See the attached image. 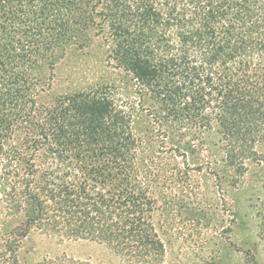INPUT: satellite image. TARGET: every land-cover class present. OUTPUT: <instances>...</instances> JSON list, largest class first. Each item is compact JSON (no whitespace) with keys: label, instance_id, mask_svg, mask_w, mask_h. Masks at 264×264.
<instances>
[{"label":"trees","instance_id":"16d2710c","mask_svg":"<svg viewBox=\"0 0 264 264\" xmlns=\"http://www.w3.org/2000/svg\"><path fill=\"white\" fill-rule=\"evenodd\" d=\"M92 37L139 103L127 107L108 85L43 102L56 64ZM146 98L214 133L229 168L257 161L264 0H0V216L23 227L0 228V264H18L32 229L99 241L123 264H160L155 200L132 165ZM257 214L264 256V200ZM245 257L257 264L254 250Z\"/></svg>","mask_w":264,"mask_h":264},{"label":"rangeland","instance_id":"374dc122","mask_svg":"<svg viewBox=\"0 0 264 264\" xmlns=\"http://www.w3.org/2000/svg\"><path fill=\"white\" fill-rule=\"evenodd\" d=\"M106 56L100 37H92L82 49L68 50L56 64L52 90L42 101L108 85L127 107L139 103L132 82L112 70ZM144 109L132 123L137 139L132 165L137 183L155 200L152 223L165 248L160 264H249L245 254L253 250L257 264H264L257 237L264 141L255 147L258 160L235 171L225 165L214 133L170 119L148 98ZM21 225L18 218L0 216V228L20 231ZM16 256L18 264H123L99 241L60 240L36 229L20 240Z\"/></svg>","mask_w":264,"mask_h":264}]
</instances>
